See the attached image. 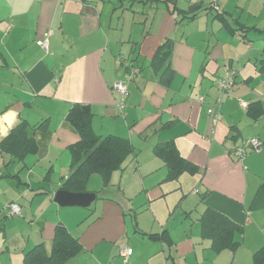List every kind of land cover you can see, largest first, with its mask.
<instances>
[{
	"label": "crops",
	"instance_id": "crops-1",
	"mask_svg": "<svg viewBox=\"0 0 264 264\" xmlns=\"http://www.w3.org/2000/svg\"><path fill=\"white\" fill-rule=\"evenodd\" d=\"M218 2L229 27L209 0H0V118L16 113L11 127L0 119V141L20 120L36 125L48 119L47 129L30 130L34 145L21 160L0 149L2 164L12 166L0 171V207L16 202L19 215L34 216L37 225L27 238L11 239L13 246L7 235L0 238V264H24V253L37 244L50 253L58 223L82 246L64 264H164L166 258L175 264H264V0ZM49 29L44 50L36 40ZM168 38L170 55L152 64ZM227 70L235 71L234 83L213 124L206 109ZM118 81L128 89L122 108L113 88ZM73 103L90 106L94 134L132 144L134 152L107 184L130 190L125 197L133 208L149 204L142 224L155 231L137 228L128 235L126 213L108 200L111 189L104 200L117 204L106 212L116 230L92 224L94 229L75 232L91 210L54 207L60 206L56 191L72 172L69 147L79 140L66 120ZM253 137L261 143L258 151L232 153ZM170 139L194 172L167 179L154 146ZM89 179L83 192H91ZM154 200L165 201L163 216ZM207 208L240 226L230 237L234 249L216 250L203 235L200 218ZM0 227L6 231L8 224ZM126 236L132 253L124 262L109 242Z\"/></svg>",
	"mask_w": 264,
	"mask_h": 264
},
{
	"label": "trees",
	"instance_id": "trees-1",
	"mask_svg": "<svg viewBox=\"0 0 264 264\" xmlns=\"http://www.w3.org/2000/svg\"><path fill=\"white\" fill-rule=\"evenodd\" d=\"M218 1L217 4L219 5ZM209 8L217 14L216 16L219 17L224 26L229 27L220 14L222 11H216L210 1ZM171 46L172 43L169 38L164 40L154 52L152 64L165 62L171 53ZM124 65L127 68V65ZM92 116L90 106L82 103H73L66 114V120L78 132L79 140L69 147L72 172L61 184V188L64 190L70 192L85 191L86 183L94 173L99 174L103 184L106 185L111 173L120 169L127 157L134 152L132 144L126 138L114 134L105 136L94 134L91 128ZM47 127L48 119H44L36 125H30L26 120H20L0 141V149L21 160L34 145L30 130H45ZM154 152L164 160L167 166V179H174L183 171L191 173L196 170L195 165L179 155L171 139L156 144ZM200 220L203 235L210 237L211 246L214 249H234L237 246V242L230 237H232V230L240 229L238 224L210 208L206 209ZM81 248L79 240L71 235L62 223H58L54 231L51 252L46 253L43 246L37 244L24 253L23 260L24 264H64Z\"/></svg>",
	"mask_w": 264,
	"mask_h": 264
},
{
	"label": "rangeland",
	"instance_id": "rangeland-1",
	"mask_svg": "<svg viewBox=\"0 0 264 264\" xmlns=\"http://www.w3.org/2000/svg\"><path fill=\"white\" fill-rule=\"evenodd\" d=\"M186 0H178L179 3H184ZM8 169H12L11 165L8 166H4L2 164V161L0 159V171L3 170H8ZM126 172V176L125 177V182H127L128 180V176H131L133 172H131V169L129 170H125ZM134 171V170H132ZM135 176L139 177L137 172H135ZM123 177V179H124ZM137 186L138 188H141V181L140 178L137 179ZM102 181L101 178L98 174H94L90 177L88 185H87V189L91 190V192H94L96 194V198L92 201V203H90V205L88 206H79L77 205L76 207H78L79 209H83L86 211V214L91 210V213L87 215V217L82 220L79 223V226L77 228V230L75 232H81V231H85V229L89 228V229H94V226H92V224H94L96 227L95 229H100L103 230V232L108 231L109 229H119L116 226H112L111 225V217L106 213L107 210L109 209L110 212L112 210V208L115 205H119L118 207H120L122 210H124L125 217H126V221L128 222V227H127V231H128V235H130L131 233H138V231H135V229L137 228H141V230H150V232L155 231V229H149L150 227H144L146 225H143V221L147 222L148 218H149V210L150 207H148L149 204H144L143 206L139 207V208H133L131 206V203L129 202V200L125 197L127 193H129L130 190L126 189L125 193L122 192L121 189H117V182H115V186L114 183L113 184H107V185H102ZM136 185V184H134ZM114 190V192L112 193V195H110L109 193V201H114L117 204L114 203H110V202H105V198L104 195H106V191L110 192V190ZM168 195V194H167ZM30 196L27 195L25 197V199H23L25 202H29ZM23 201V202H24ZM39 201L38 199L35 200ZM127 201L129 202L127 204ZM151 203H153V206H159V212L158 215L159 216H163L165 214V207H164V203L165 201H160V200H154ZM163 204V205H162ZM54 207H61L59 209H72V208H64V207H73L75 208V206L72 205H60V206H54ZM22 208V207H20ZM7 208L5 207V205L3 204L0 207V222H6V224H8V228L5 231V228L2 229L0 227V238L1 239H5L6 235L8 236V241L11 244V246H13L12 244V240H20V237L22 236L23 238H27L29 232L37 226L36 224H34V216H30V217H26V215L21 214V215H8L7 214ZM35 215L38 216H47L49 215V213L43 214L42 213H34ZM103 217V221L100 222L101 218ZM17 218V219H16ZM20 218H26V220L23 222L20 220ZM16 219V220H13ZM118 223L120 222L119 217L114 218ZM95 220L97 222H95ZM100 220V221H99ZM137 220L139 222V224H137ZM39 222H38V226H39ZM7 227V225H6ZM147 228V229H144ZM121 231V230H120ZM122 232V231H121ZM77 234V233H75ZM138 235V234H137ZM122 236V235H121ZM120 236V237H121ZM12 239V240H11ZM128 236L125 237L124 240H121L119 238H116L115 240H111L113 242H109L111 245L110 249H115L120 252V249L122 247L125 246V244L127 245H131L132 243L129 241L128 242ZM124 245V246H123ZM118 255V254H117ZM164 264H175L172 263V260L169 258H166V261H164ZM177 264V263H176Z\"/></svg>",
	"mask_w": 264,
	"mask_h": 264
},
{
	"label": "built area",
	"instance_id": "built-area-1",
	"mask_svg": "<svg viewBox=\"0 0 264 264\" xmlns=\"http://www.w3.org/2000/svg\"><path fill=\"white\" fill-rule=\"evenodd\" d=\"M211 5L213 6L216 11L220 12V7L217 4L218 0H209ZM52 34V30L49 29L44 33V37L37 39L36 43L37 45L41 46L44 50H47L48 48V37ZM235 71L234 70H227L218 80L216 88L219 91V94L216 96L213 104L209 105L206 109L207 113L211 117L212 123H216L220 118V106L223 102V94L227 91H229L233 86V77H234ZM126 78H131L130 73L126 74ZM113 88L118 93L120 100L118 102V106L122 108L124 106V100L126 99L128 95V89L127 85L123 81H118L113 84ZM240 106L247 107V102L241 98L237 99ZM200 102H204V96L199 97ZM261 143L259 139L253 137L250 139H247L243 141L241 146L236 147L232 150V153L236 156L240 157L242 156L247 149L250 151H258ZM5 207L7 208L8 215H19L21 213L20 205L16 202H9L5 204ZM132 253V248L129 246L122 247L120 249V255L122 256V259L124 262L128 260V257Z\"/></svg>",
	"mask_w": 264,
	"mask_h": 264
},
{
	"label": "water",
	"instance_id": "water-1",
	"mask_svg": "<svg viewBox=\"0 0 264 264\" xmlns=\"http://www.w3.org/2000/svg\"><path fill=\"white\" fill-rule=\"evenodd\" d=\"M95 198L91 192H70L62 188L58 189L54 195V201L60 205H80L88 206Z\"/></svg>",
	"mask_w": 264,
	"mask_h": 264
},
{
	"label": "clouds",
	"instance_id": "clouds-1",
	"mask_svg": "<svg viewBox=\"0 0 264 264\" xmlns=\"http://www.w3.org/2000/svg\"><path fill=\"white\" fill-rule=\"evenodd\" d=\"M16 113L15 112H9L6 113L4 117L0 118L7 122L8 127L12 126L13 121L15 120Z\"/></svg>",
	"mask_w": 264,
	"mask_h": 264
}]
</instances>
